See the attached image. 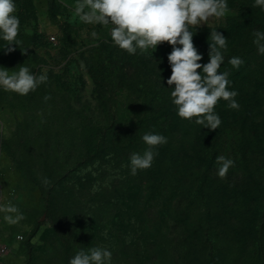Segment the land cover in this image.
<instances>
[{
  "label": "rangeland",
  "instance_id": "374dc122",
  "mask_svg": "<svg viewBox=\"0 0 264 264\" xmlns=\"http://www.w3.org/2000/svg\"><path fill=\"white\" fill-rule=\"evenodd\" d=\"M76 2L16 0L21 48H31L0 50L9 72L27 65L49 77L27 96L0 90V203L11 201L25 216L8 225L0 214V241L10 249L1 264H68L97 246L112 251L111 264H259L264 56L246 34L231 32L239 10L230 5L193 37L206 63L210 32L227 36L221 70L239 93V110L218 102L222 124L210 130L177 116L171 89L159 83L160 61L165 86L171 74L167 42L153 55L130 56L107 27L81 22ZM231 56L245 60L239 70ZM146 132L168 142L152 167L131 175L129 157L146 149ZM218 155L235 161L223 179Z\"/></svg>",
  "mask_w": 264,
  "mask_h": 264
},
{
  "label": "clouds",
  "instance_id": "9594fccd",
  "mask_svg": "<svg viewBox=\"0 0 264 264\" xmlns=\"http://www.w3.org/2000/svg\"><path fill=\"white\" fill-rule=\"evenodd\" d=\"M253 5L264 11V0H253ZM230 11L229 0H77L74 9L84 24L107 27L112 43L130 56L144 55L150 50L153 55L159 44L167 42L171 46L167 54L171 74L165 86L161 75L163 69L158 67L160 61L156 65L162 70L159 71V83L171 89L169 99L177 116L210 130H216L222 124L215 111L218 102L224 100L230 109L239 110L236 99L239 93L232 87L230 71L221 70L228 50L227 36L217 31L218 28L210 32L206 63L202 62L203 53L194 44L193 37L199 27H208ZM20 33L21 19L17 14L16 0H0V41L5 42L0 50L12 52L19 47L27 52L31 47L21 48ZM92 36L95 37L96 33L93 32ZM252 43L257 54L264 56V31L256 29ZM227 62L239 70L245 60L231 56ZM8 69L0 67V90L20 96L35 92L49 79L47 72H34L27 65H21L13 72ZM141 139L147 147L143 153L130 155L128 167L131 175L152 167L159 154L158 147L168 142V137L158 132H146ZM215 163L221 179L235 166V161L224 155H218ZM97 190L94 185L93 191ZM0 214L8 225H17L25 219L21 209L11 201L0 203ZM112 256V251L106 247L82 248L70 257L68 264H111Z\"/></svg>",
  "mask_w": 264,
  "mask_h": 264
},
{
  "label": "trees",
  "instance_id": "16d2710c",
  "mask_svg": "<svg viewBox=\"0 0 264 264\" xmlns=\"http://www.w3.org/2000/svg\"><path fill=\"white\" fill-rule=\"evenodd\" d=\"M230 5L236 6V8L239 10V13L237 14L238 16H241V22L236 24L235 27H232V33H239L241 31L244 37L245 34L249 37L245 39L253 41V33L261 23H263V27H261L260 30L264 31V11H261L259 8L255 7L253 5V0H229V6ZM243 35H236L233 37V39H242ZM259 264H264V260L260 259Z\"/></svg>",
  "mask_w": 264,
  "mask_h": 264
},
{
  "label": "built area",
  "instance_id": "2783aa9c",
  "mask_svg": "<svg viewBox=\"0 0 264 264\" xmlns=\"http://www.w3.org/2000/svg\"><path fill=\"white\" fill-rule=\"evenodd\" d=\"M21 237H22L21 235L18 236V238ZM9 251H10L9 246L5 242L0 241V264L2 263L4 258L8 255Z\"/></svg>",
  "mask_w": 264,
  "mask_h": 264
}]
</instances>
